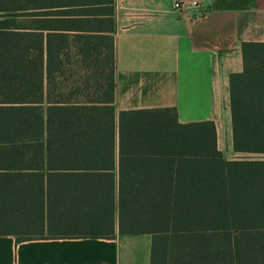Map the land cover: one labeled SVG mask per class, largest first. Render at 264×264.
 <instances>
[{"label":"trees","instance_id":"obj_1","mask_svg":"<svg viewBox=\"0 0 264 264\" xmlns=\"http://www.w3.org/2000/svg\"><path fill=\"white\" fill-rule=\"evenodd\" d=\"M115 0H0V235L150 234L151 264H264V42L233 146L174 107L118 112Z\"/></svg>","mask_w":264,"mask_h":264},{"label":"crops","instance_id":"obj_2","mask_svg":"<svg viewBox=\"0 0 264 264\" xmlns=\"http://www.w3.org/2000/svg\"><path fill=\"white\" fill-rule=\"evenodd\" d=\"M115 0L118 112L174 107L180 123L212 120L219 150L233 146L232 73L243 42H264V0ZM150 234L18 241L0 235V264H151Z\"/></svg>","mask_w":264,"mask_h":264},{"label":"built area","instance_id":"obj_3","mask_svg":"<svg viewBox=\"0 0 264 264\" xmlns=\"http://www.w3.org/2000/svg\"><path fill=\"white\" fill-rule=\"evenodd\" d=\"M197 7V1L186 2L185 0H177L174 4L175 9L184 10L186 7Z\"/></svg>","mask_w":264,"mask_h":264}]
</instances>
